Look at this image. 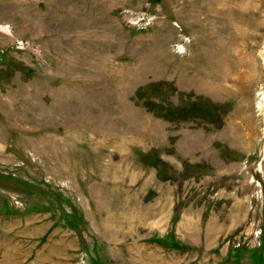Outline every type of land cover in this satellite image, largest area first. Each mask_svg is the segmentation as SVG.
Wrapping results in <instances>:
<instances>
[{"label": "rangeland", "instance_id": "374dc122", "mask_svg": "<svg viewBox=\"0 0 264 264\" xmlns=\"http://www.w3.org/2000/svg\"><path fill=\"white\" fill-rule=\"evenodd\" d=\"M0 264H264V0H0Z\"/></svg>", "mask_w": 264, "mask_h": 264}]
</instances>
